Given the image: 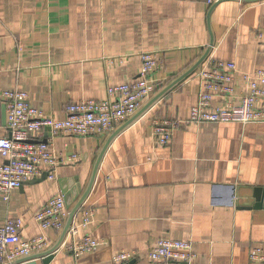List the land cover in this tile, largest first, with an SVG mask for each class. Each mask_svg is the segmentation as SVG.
Listing matches in <instances>:
<instances>
[{
    "label": "crops",
    "instance_id": "0c3cea01",
    "mask_svg": "<svg viewBox=\"0 0 264 264\" xmlns=\"http://www.w3.org/2000/svg\"><path fill=\"white\" fill-rule=\"evenodd\" d=\"M211 30L210 55L236 62L242 72L264 67V41L258 38L264 0H0V137L10 135L4 90L27 91L33 107L63 120L69 103L108 99L109 86L136 80L141 54L155 51L161 61L152 75L158 89L142 108L198 61ZM198 69L107 148L73 221L78 224L84 210L93 208L92 222L79 236L89 233L105 244L81 258L59 247L49 262L30 257L18 264H115L119 249L135 252L132 264H253L252 249L264 248V123L184 122L198 101ZM236 86L247 91L241 76ZM175 120L182 123L171 141L159 144L157 124ZM112 132L37 133L36 140L49 142L64 162L53 180L44 168L8 200L0 193V225L21 218L24 239L45 234L55 244L62 230L42 231L36 212L59 193L76 203ZM5 160L0 156V164ZM160 237L192 241L197 256L150 260Z\"/></svg>",
    "mask_w": 264,
    "mask_h": 264
},
{
    "label": "built area",
    "instance_id": "2783aa9c",
    "mask_svg": "<svg viewBox=\"0 0 264 264\" xmlns=\"http://www.w3.org/2000/svg\"><path fill=\"white\" fill-rule=\"evenodd\" d=\"M264 41V31L258 32ZM138 78L130 83L108 87L109 98L104 100H82L67 105L66 119H55L44 110L33 107L27 91L4 90L2 101L6 107L7 125L11 135L0 137V156L5 162L0 164V193L8 200L10 193L25 181L38 177L47 169L48 178L55 179L54 172L64 162L60 154L49 142L36 140V135L46 129L52 135L72 134L76 136H103L112 132L119 124L133 116L144 102L158 89L152 79L161 64L158 53L144 51L141 54ZM196 76L200 82L198 101L184 122H240L264 123V67L239 71L236 62L215 58L210 55L199 67ZM241 76L247 91L239 93L237 80ZM221 100L214 104V99ZM182 121L158 123L157 142L166 145L171 141L175 128ZM69 209L64 194L51 197L36 212V220L42 231H61L65 225ZM93 208L84 210L78 224L73 223L62 242V249L75 258H81L101 248L105 243L80 230L92 222ZM23 220L7 219L0 225V264L42 252L51 246L45 234L32 239L21 235ZM197 254L192 241L160 237L151 247L148 257L152 261H191ZM135 252L119 249L113 254L115 264H132ZM253 264H264V248L254 247L250 253Z\"/></svg>",
    "mask_w": 264,
    "mask_h": 264
},
{
    "label": "water",
    "instance_id": "95a60500",
    "mask_svg": "<svg viewBox=\"0 0 264 264\" xmlns=\"http://www.w3.org/2000/svg\"><path fill=\"white\" fill-rule=\"evenodd\" d=\"M222 1H225V0H216V3H220ZM241 1L253 2V1H258V0H241ZM214 45H215V35L213 34V32L211 30V40H210L209 46L207 47L204 54L198 59V61H196V63H194L188 70H186L179 77H177L175 80H173L171 83H169L166 87L161 89L148 103H146L138 112H136L132 118H130L126 123L121 125L119 128H117L116 130H114L110 134V136L108 137L107 141L105 142L103 148L101 149V151L97 157V160H96V163L94 165V169H93L91 179H90L88 186L85 188V190L81 196H79V194L76 193V199H75L76 203L74 205H72L70 198L68 197V194L64 193V197H65L66 205L69 209V213H68L65 225L62 229V232H61V235H60L58 241L55 244H53L51 247L46 249L45 251L34 253V254L29 255V256L19 258L10 264H18V263H20V262H22L25 259L30 258V257H42V258H44L45 262H49L50 260H52L55 252L58 250V248L61 246L63 240L67 236V233L73 224L75 216L77 215V213L83 207L85 201L87 200V198L91 192V189L93 187V184L95 182V179L97 177V174L99 172V167H100L101 161L105 155L107 148L109 147V145L111 144V142L113 141L115 136L118 133H120L127 125L132 123V121H134L138 116L143 114L147 109H149L153 104H155L158 100H160L162 97H164L168 92H170L180 82H182L188 76L193 74L197 70V68H199L205 62V60L210 56V54L212 53ZM4 111L6 113V107H4ZM5 116H6V114H5ZM10 135H11V133H10ZM45 176H47V174L44 173L43 178ZM255 196L258 198L259 193H255Z\"/></svg>",
    "mask_w": 264,
    "mask_h": 264
}]
</instances>
